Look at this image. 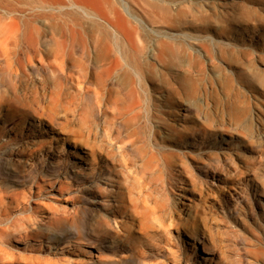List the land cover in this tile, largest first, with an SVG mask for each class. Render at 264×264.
<instances>
[{
  "label": "rangeland",
  "instance_id": "1",
  "mask_svg": "<svg viewBox=\"0 0 264 264\" xmlns=\"http://www.w3.org/2000/svg\"><path fill=\"white\" fill-rule=\"evenodd\" d=\"M58 25L84 27L94 59L107 56L105 39L137 57L139 103L112 106L100 88L102 113L82 129L84 99L55 123L24 110L6 119L0 106L4 228L40 209L46 221L66 213L80 230L60 244L10 237L3 248L11 261L264 264V0H0V63L10 48L24 49L22 74L39 92L61 60ZM17 123L45 143L41 151L58 157L60 148L62 164L79 179L37 181L41 195L30 198L38 187L31 177L15 181L6 158ZM91 142L99 157L116 155L106 173L90 163ZM115 189L123 207L117 214Z\"/></svg>",
  "mask_w": 264,
  "mask_h": 264
},
{
  "label": "bare ground",
  "instance_id": "2",
  "mask_svg": "<svg viewBox=\"0 0 264 264\" xmlns=\"http://www.w3.org/2000/svg\"><path fill=\"white\" fill-rule=\"evenodd\" d=\"M30 29L32 33H39L37 28ZM53 32L58 33V40L55 41L58 46L55 50L61 60L58 62L57 68L53 66L54 68L50 69V76L42 83L41 92L38 91L34 83L28 84L22 74L24 72V64L20 61L19 55L22 54L21 52L25 53L26 51L20 48H10L4 55V60L0 63V106H6V119H10L14 117L16 112L20 113V110H24L41 118L45 117L55 123L57 116H60L62 110L66 111L68 106L75 104L76 100L84 99L85 104L81 105V115L84 118L80 120L82 129L83 125L86 126L88 117L92 116L96 120L99 114L102 113V109H100L102 96L97 92L100 88L110 94V104L112 106L123 103L126 106L134 107L139 103L138 87L140 84L138 69L140 60L135 56H124L123 45L119 40L115 39L114 42H110L105 39L104 44L100 48L104 51L106 50L107 56L102 52L98 58L94 59L88 50V45L85 43L84 36L87 30L84 27L58 25V28L53 29ZM104 35L107 36V32H104ZM17 40L19 42L23 41L21 37ZM108 53H111L109 58ZM99 60L104 61V64H99ZM68 73L72 74L69 75ZM75 80L77 83L76 87L78 86L79 88L77 93L74 90ZM80 85L83 86L81 87ZM94 86L96 88L94 90L95 93L90 96L92 91L90 87ZM47 88L48 90L46 91ZM62 130L68 133L71 132L68 123L62 124ZM22 131L21 123L13 124L10 129L12 136L6 140V143L11 146L9 149L10 153L6 155V158H9L13 163L10 166L13 171L15 170L12 175L15 181L27 180V178L31 177V184H34V187H38L39 182L37 181L48 184V181H52L56 176L59 177L61 175L66 176L70 180L79 179L74 175L75 172L69 170V167L65 164H62L61 160L63 157L60 154V148L56 151L58 157L51 152H43L39 148L44 146L45 143L41 140L32 139L30 134H24ZM74 145L78 146L77 142H74ZM87 145L90 148V163L92 165H101V172L103 173L109 171V166L113 163L112 160L117 161L116 155L113 152L108 153L106 150L104 154H107L99 157V152L97 153L98 144L91 142ZM75 167L77 166L73 165V168ZM40 168H44L42 172L39 171ZM20 170L25 171L26 176L20 175ZM38 173L39 176H36ZM41 188L38 187V191L33 193L30 190V198L39 197ZM105 189L107 190L108 187L105 186ZM113 191H115L114 196L117 200L113 203L114 214H117L118 210L121 211L123 209V207L119 208L122 204L121 192L119 189ZM23 209L24 206L21 210ZM39 210L37 209L31 215L23 218L19 224L12 222V228H4L9 218L0 216V262L4 261L3 264H15V262L11 261L13 260V254L6 252L5 248H3L5 240L10 237H21L29 241L45 239L46 241L60 244L70 238L69 234H72L73 228H75L76 233L80 231L75 226V223L71 224L65 217L66 213L65 215H58L59 212L56 213L55 211L46 221L39 216ZM113 233L119 236L117 232L113 231ZM99 240L95 242L99 243V245H105V241ZM87 241H92V238ZM87 244L89 243L87 242ZM116 246L118 247V245ZM110 248L108 249L110 250ZM206 252L204 250V253ZM16 264H40V261L36 258H29L27 262ZM99 264H119V262L105 259Z\"/></svg>",
  "mask_w": 264,
  "mask_h": 264
}]
</instances>
